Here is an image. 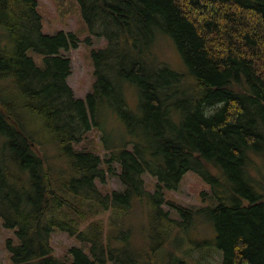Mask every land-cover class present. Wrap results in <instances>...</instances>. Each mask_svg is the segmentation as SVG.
Wrapping results in <instances>:
<instances>
[{
  "label": "trees",
  "instance_id": "16d2710c",
  "mask_svg": "<svg viewBox=\"0 0 264 264\" xmlns=\"http://www.w3.org/2000/svg\"><path fill=\"white\" fill-rule=\"evenodd\" d=\"M54 1L78 28L46 34L37 0H0L10 263L200 264L216 252L264 264V0ZM162 40L183 69L160 57ZM83 42L92 82L75 98L64 53ZM188 174L208 189L200 207L169 196ZM55 231L80 246L55 256Z\"/></svg>",
  "mask_w": 264,
  "mask_h": 264
},
{
  "label": "rangeland",
  "instance_id": "374dc122",
  "mask_svg": "<svg viewBox=\"0 0 264 264\" xmlns=\"http://www.w3.org/2000/svg\"><path fill=\"white\" fill-rule=\"evenodd\" d=\"M37 1L38 11L42 16L43 21V31L46 34H54L60 30L64 32H72L79 27V22H82L80 15L68 18L65 22H62L56 16V3L54 0ZM85 36L86 33L82 35L81 40H84ZM102 45L103 41L98 40L93 43L92 47H100ZM175 50L176 49H174L173 45L166 40H162L158 44L157 51L160 53V57L170 63L173 68L181 70L184 68V65L182 67L183 62ZM89 52L90 48L83 42L77 49L64 53L65 56L71 59V74L67 79V84L72 89L75 98H84L90 89L92 78L90 75L91 66ZM36 60L39 61L38 59ZM97 154L102 156L103 152ZM144 179L149 182V177L145 176ZM104 185L110 192L121 189L120 182L116 176L107 175L106 183ZM207 190L206 186L198 178L194 175L188 174L182 179L177 190L171 192L169 196L186 208L200 207L202 203L199 194L201 191ZM194 232L204 237L206 234V227L201 224L196 229L194 227L191 233L192 238ZM6 239H11L15 243L13 232L11 230L3 229L0 222V264H11L8 260V252L5 249L4 241ZM184 239L187 240L188 238L185 237ZM51 244L55 256L64 254L65 251H68L69 248L73 246H80L75 239L70 238L64 232L59 231H55L51 235ZM187 245L188 243H185V249L188 247ZM198 255V252L193 250L191 255L187 256L188 259L191 260L193 257H197ZM200 264H220V257L216 252H210V257H208L206 261L203 260Z\"/></svg>",
  "mask_w": 264,
  "mask_h": 264
}]
</instances>
